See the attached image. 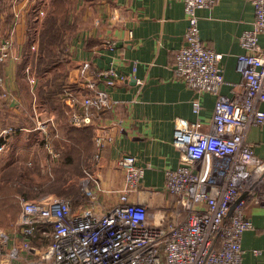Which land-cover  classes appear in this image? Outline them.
I'll list each match as a JSON object with an SVG mask.
<instances>
[{
  "label": "crops",
  "instance_id": "obj_1",
  "mask_svg": "<svg viewBox=\"0 0 264 264\" xmlns=\"http://www.w3.org/2000/svg\"><path fill=\"white\" fill-rule=\"evenodd\" d=\"M41 1L0 0V40L9 38L12 43L10 57L0 62L4 80L0 132L8 126L17 128L6 136V149L0 152V264H34L21 247L18 210L21 198L55 193L38 191L45 183L44 173H50L62 151L70 147L66 87L81 93L95 81V87L106 90L112 100L102 119L83 127L90 133L91 151L83 153L81 162L108 190L99 194L100 203L110 206L117 201V192H110L123 184L116 161L132 154L144 167V176L141 192L128 199L144 200L156 220L170 201L164 190V170L179 163L180 151L173 145L175 117L198 120L203 131L209 129L213 117L215 95L198 93L173 74L174 54L183 44L187 27L182 0H75L66 29L45 27L47 18L41 24ZM196 14L201 40L223 54L225 83L220 93L232 96L241 79L235 68L243 52L239 37L253 26V6L248 0H217L209 8H198ZM41 26L46 35L54 36L55 31L63 39L67 32L66 53L59 51V37H55L47 47L49 53L40 50L38 54L36 44H46L39 39ZM258 41L264 45V33ZM52 45L57 47L49 48ZM110 67L125 78L107 88L92 72ZM197 96L198 115L191 104ZM260 107L264 109V103ZM100 131H107L110 139L95 159L93 136ZM246 138L254 145L255 156L264 159V127L251 126ZM47 145L57 152L56 158ZM22 163L30 168L15 167ZM15 172L22 178L17 186L13 185L18 177ZM78 190L71 189L67 197L74 207L85 202ZM246 215L252 226L242 235V261L264 264V201L249 202ZM48 242L42 238L33 244L42 247Z\"/></svg>",
  "mask_w": 264,
  "mask_h": 264
},
{
  "label": "built area",
  "instance_id": "obj_2",
  "mask_svg": "<svg viewBox=\"0 0 264 264\" xmlns=\"http://www.w3.org/2000/svg\"><path fill=\"white\" fill-rule=\"evenodd\" d=\"M216 1L182 0L187 27L183 44L174 54L173 74L198 93H213L215 102L206 131L200 129L198 120L174 119L173 145L180 157L175 168L164 170V190L170 196L166 210L156 220L144 200L128 199L141 192L144 176V167L134 155L124 154L116 161L123 184L110 190L117 192V201L110 206L98 199L108 190L85 168L80 181L83 205L74 207L69 198L57 195L21 198L17 219L21 247L36 258L34 264H245L241 240L252 226L246 207L249 202L264 201V159L255 156L254 145L246 138L251 126L264 127L260 107L264 103V45L258 41L264 33V0H248L254 23L239 37L243 52L235 68L241 79L232 96L220 93L225 83L223 54L207 46L199 33L196 10ZM11 45L9 38L0 40V62L10 57ZM92 74L107 88L125 78L114 67ZM94 82L81 93L66 90L70 126L92 124L112 106L109 93ZM3 83L0 74V87ZM191 104L198 115L199 97ZM16 131L8 126L0 132V152L6 149V136ZM109 139L107 131L93 136L95 159ZM47 148L53 158L58 156ZM42 238L48 244H33Z\"/></svg>",
  "mask_w": 264,
  "mask_h": 264
},
{
  "label": "rangeland",
  "instance_id": "obj_3",
  "mask_svg": "<svg viewBox=\"0 0 264 264\" xmlns=\"http://www.w3.org/2000/svg\"><path fill=\"white\" fill-rule=\"evenodd\" d=\"M74 2L75 0H42L41 2H39V6L43 10V14L41 10L38 13L39 15L42 14L41 17H43L41 20V24L45 22L46 18L49 21L51 18H53L56 20V25L58 26L57 29H62V28L66 29L67 14H68L69 8L73 6ZM51 27H53V29H56L54 27L53 20L50 21V26H48L47 28L51 29ZM42 28L43 27L41 26L38 31L39 39L45 40L46 44H43L41 42V44H39L38 46L37 44H36V47L34 46L35 50H38V54H40V50H43V52H48L47 47L51 44V41L54 40L55 37L57 38L59 37V32L54 31V36L46 35L45 34L46 30L44 32V28L43 29ZM58 41L60 43V47H58L59 51L60 52L64 51L66 53L67 48L65 45L67 42V32L64 34V39L63 37L60 36ZM56 47L52 45V47H49V48H56ZM62 60H65V59H62ZM65 90H67V87L65 88ZM82 164L80 166L72 164L70 167L67 166L68 168H65L63 165H59V162L54 163V165H52V168L50 169L51 172L44 173L46 176L45 183L43 187L41 188V190L38 191V193H43L45 191H53L55 193H53L52 195L68 197V193L70 192V190L76 187L79 189L78 193H80L81 185H80L79 177L83 176V170L85 168H88L87 166H85L86 163H82ZM15 167H17V169L20 167L21 171L25 170L26 168L27 169L30 168L27 165L26 166L23 165V163L16 164ZM15 175L18 176L16 172H15ZM21 180L22 178H20V175H19L17 178L13 179V185L17 186L21 182ZM45 195L47 194H42V195H39L38 197L41 198ZM34 197H37V196H34ZM31 258L33 261H35L36 259L34 257H31Z\"/></svg>",
  "mask_w": 264,
  "mask_h": 264
},
{
  "label": "trees",
  "instance_id": "obj_4",
  "mask_svg": "<svg viewBox=\"0 0 264 264\" xmlns=\"http://www.w3.org/2000/svg\"><path fill=\"white\" fill-rule=\"evenodd\" d=\"M53 20L54 27L57 29L56 20L51 18L50 21ZM50 21L47 19L45 27L50 26ZM53 29V27H51ZM67 116V115H66ZM88 125H82L78 127H69V137L70 140V147L68 150H63L61 155L58 158L59 165H63L65 168L70 167L72 164L74 165H81V161H83L84 154H87L91 151V143L89 141L90 133L87 129H84L83 127L89 126ZM82 127V128H81ZM84 153V154H83ZM68 166V167H67ZM28 183L32 182L31 178H27ZM20 212V207L18 210V215Z\"/></svg>",
  "mask_w": 264,
  "mask_h": 264
},
{
  "label": "water",
  "instance_id": "obj_5",
  "mask_svg": "<svg viewBox=\"0 0 264 264\" xmlns=\"http://www.w3.org/2000/svg\"><path fill=\"white\" fill-rule=\"evenodd\" d=\"M230 212H231V210L229 211V213H228V214H230Z\"/></svg>",
  "mask_w": 264,
  "mask_h": 264
}]
</instances>
